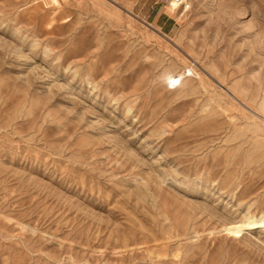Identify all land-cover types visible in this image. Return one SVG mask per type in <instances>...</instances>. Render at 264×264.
Listing matches in <instances>:
<instances>
[{"label": "rangeland", "instance_id": "obj_1", "mask_svg": "<svg viewBox=\"0 0 264 264\" xmlns=\"http://www.w3.org/2000/svg\"><path fill=\"white\" fill-rule=\"evenodd\" d=\"M169 3L0 0V264H264V0Z\"/></svg>", "mask_w": 264, "mask_h": 264}, {"label": "bare ground", "instance_id": "obj_2", "mask_svg": "<svg viewBox=\"0 0 264 264\" xmlns=\"http://www.w3.org/2000/svg\"><path fill=\"white\" fill-rule=\"evenodd\" d=\"M183 3H184V0H170L168 9L173 12H176ZM185 7H189V6L186 5ZM187 66L185 67L187 68ZM188 71L192 72L193 70L192 68L188 67ZM180 76L181 75L172 76L170 78V83L174 85L179 80ZM258 228H261V229L264 228V215L254 216L252 214L247 213L243 215L241 218H239V220L227 223L223 227V232H225L227 235L233 238L234 237L239 238L243 235L244 231L251 230V229H258Z\"/></svg>", "mask_w": 264, "mask_h": 264}, {"label": "crops", "instance_id": "obj_3", "mask_svg": "<svg viewBox=\"0 0 264 264\" xmlns=\"http://www.w3.org/2000/svg\"><path fill=\"white\" fill-rule=\"evenodd\" d=\"M166 10H167L168 13H170V11H169V9L167 7H166Z\"/></svg>", "mask_w": 264, "mask_h": 264}]
</instances>
